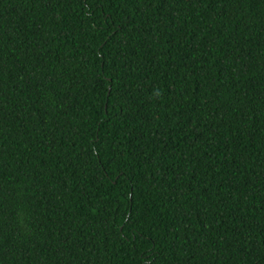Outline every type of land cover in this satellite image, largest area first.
<instances>
[{"label":"trees","instance_id":"obj_1","mask_svg":"<svg viewBox=\"0 0 264 264\" xmlns=\"http://www.w3.org/2000/svg\"><path fill=\"white\" fill-rule=\"evenodd\" d=\"M0 264H264V0H0Z\"/></svg>","mask_w":264,"mask_h":264}]
</instances>
